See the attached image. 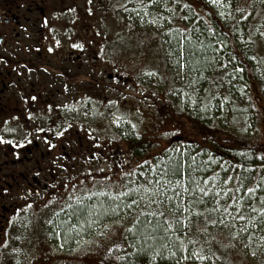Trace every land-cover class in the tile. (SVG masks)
<instances>
[{
	"label": "rangeland",
	"instance_id": "obj_1",
	"mask_svg": "<svg viewBox=\"0 0 264 264\" xmlns=\"http://www.w3.org/2000/svg\"><path fill=\"white\" fill-rule=\"evenodd\" d=\"M120 1L103 0L93 6L102 12L100 21L90 24L95 29V41L98 37L104 40L107 72L104 95H95L96 99L90 103L93 108L102 100L104 112L100 117L97 114L84 118L88 123L75 134L84 143V161L73 166L72 177L58 183L52 199L42 198L39 208L28 207L10 215L8 228H0V264H106L112 258L114 245L135 222L136 215L104 214L107 206L103 202H111L131 191L143 196L157 189L177 190L180 184L187 183V178L186 183H169L165 177L156 176V166L152 168L149 162L164 153L172 156L178 148L183 153H192L189 147L201 146L206 137L199 124L175 106L183 90L186 91L189 77L172 60L165 40L171 29L185 27L184 20L191 8L184 3L186 0ZM203 1L225 12L231 21L245 3L244 0ZM194 6L201 13L199 5ZM253 21L249 18V26ZM255 27L264 39V19L257 20ZM254 55L255 87L249 97L255 107L242 98L237 114L223 107L215 115L210 111L207 118L213 116V135L219 134L225 140L248 139L263 146L264 47L258 46ZM113 69L124 77L119 85L108 80ZM225 73L224 70L215 73L212 100L224 99L228 94ZM93 87L98 89L97 85ZM103 122L109 125L106 129L102 128ZM124 124L146 138L143 142L146 145L140 146L146 156L137 157L133 153L136 147L129 148L132 142L123 138ZM91 145L94 154L85 156ZM219 166L223 167V174L219 170L203 181L197 177L198 187L208 182L213 184L211 194L205 191L206 199L211 198L210 214L203 212L185 219L186 247L193 248L199 264H264V218L259 220L261 214L264 216V172L259 183L246 184L232 177L227 163L220 162ZM249 194L251 198L246 197ZM79 203H86L97 211L96 215L102 214L86 226L74 227L72 237L65 239L58 229L60 221ZM201 256L204 258L200 259Z\"/></svg>",
	"mask_w": 264,
	"mask_h": 264
},
{
	"label": "trees",
	"instance_id": "obj_2",
	"mask_svg": "<svg viewBox=\"0 0 264 264\" xmlns=\"http://www.w3.org/2000/svg\"><path fill=\"white\" fill-rule=\"evenodd\" d=\"M244 2L231 21L225 12L209 7L203 0H196L201 13L195 8L194 0H186L184 3L191 11L184 20L185 27L178 26L167 33L165 40L172 60L178 68L183 67L189 77L186 91L179 94L175 106L198 123L206 137L201 146L196 144L189 147V151L193 149L192 153H183L178 148L172 156L164 153L149 162L152 168L156 166V176L165 177L169 183H186L187 178L185 185L180 184L177 190L165 189V192L153 190L151 195L143 196L140 192L131 191L111 202H103L107 206L104 214L112 212L116 217L136 215L135 222L126 228L114 245L112 258L105 261L106 264H199L193 248L186 247L184 221L203 212L210 214L211 198L206 199L205 191L210 193L213 184L208 182L198 187L197 177L203 181L205 178L211 179L219 170L223 174V167L220 168L219 164L224 162L229 170L231 168L232 177L237 182L259 183L264 172V145L248 139L225 140L219 134L213 135V116L207 118L210 111L215 115L222 112L223 107L237 114L242 98H246L251 105L255 103L249 97L255 87L253 58L258 46L264 47V39L255 24L257 20L264 19V0ZM249 18L254 20L250 26ZM220 70L226 72L228 94L224 99L212 100L214 76ZM121 128L123 138L132 142L129 148L136 147L134 155L146 156L140 151V146L146 145L143 143L146 138L136 134L128 124ZM250 196L246 195L247 198ZM87 203L89 205L90 201ZM88 205L79 203L67 211L58 227L62 237H72L74 227L86 226L96 219L95 216H101V212L96 215L97 211ZM263 218L261 214L259 220Z\"/></svg>",
	"mask_w": 264,
	"mask_h": 264
},
{
	"label": "flooded vegetation",
	"instance_id": "obj_3",
	"mask_svg": "<svg viewBox=\"0 0 264 264\" xmlns=\"http://www.w3.org/2000/svg\"><path fill=\"white\" fill-rule=\"evenodd\" d=\"M101 2L0 0L2 230L10 215L52 199L58 183L84 161V143L75 134L88 123L84 118L104 112L102 100L90 107L106 84L104 40L95 41L90 24L100 21L93 6ZM108 80L119 85L120 72L113 69ZM93 150L87 147L85 156Z\"/></svg>",
	"mask_w": 264,
	"mask_h": 264
},
{
	"label": "snow or ice",
	"instance_id": "obj_4",
	"mask_svg": "<svg viewBox=\"0 0 264 264\" xmlns=\"http://www.w3.org/2000/svg\"><path fill=\"white\" fill-rule=\"evenodd\" d=\"M201 191L203 192L204 190H203V189H201ZM248 191H249V192H252V191H253V189H248ZM238 218H239V219H244V217H243V216H239ZM203 258H204V257H202V256L200 257V259H203Z\"/></svg>",
	"mask_w": 264,
	"mask_h": 264
}]
</instances>
